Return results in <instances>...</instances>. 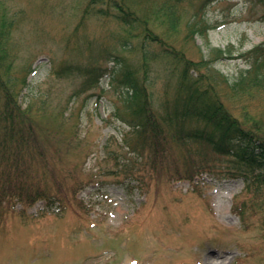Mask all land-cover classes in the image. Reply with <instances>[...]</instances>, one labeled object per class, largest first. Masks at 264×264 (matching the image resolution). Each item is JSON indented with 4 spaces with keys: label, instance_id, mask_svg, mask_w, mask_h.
Instances as JSON below:
<instances>
[{
    "label": "rangeland",
    "instance_id": "rangeland-1",
    "mask_svg": "<svg viewBox=\"0 0 264 264\" xmlns=\"http://www.w3.org/2000/svg\"><path fill=\"white\" fill-rule=\"evenodd\" d=\"M262 42L264 0H0V71L10 68L20 116L43 144L37 163L65 187L93 184L63 211L0 201V264H264V185L229 173L228 158L179 137L168 116L188 99L177 82L190 68L264 135V85H232L247 69L241 54ZM115 56L164 121L157 151L108 77L76 93ZM13 129L0 121V166Z\"/></svg>",
    "mask_w": 264,
    "mask_h": 264
},
{
    "label": "trees",
    "instance_id": "trees-1",
    "mask_svg": "<svg viewBox=\"0 0 264 264\" xmlns=\"http://www.w3.org/2000/svg\"><path fill=\"white\" fill-rule=\"evenodd\" d=\"M172 1L178 3L181 0ZM123 21L133 25V20ZM141 27L147 31L145 25ZM143 54L146 58H151L149 48L146 46ZM220 54L225 55V52L220 51ZM241 55L246 59L247 69L240 72L232 85L237 87L241 84L264 85V42ZM109 60L112 61L113 66L95 69L92 67L86 70V79L84 84L82 83L81 92H76L77 95L100 86L101 79L108 77L112 84L120 87L121 98L131 107V115L126 117L128 123L132 127L144 128L148 131V146L151 151H157L159 135L163 132V119L155 114L153 117L152 112L148 111V94H145L138 76L128 64H122L117 56ZM67 69L70 70L69 66H64L56 73H60L58 76L62 77ZM7 73L11 74L9 67L0 71V121L7 120L15 129H13L14 133L9 135L12 138V142L10 140L8 145L11 151L3 166H0L3 167V170H0V201L16 200L25 206L42 201L46 210L63 211L70 198H74L76 189L93 184L81 181L65 187L55 179V170L50 172L45 162L37 163L44 158L43 144L36 138L34 130L24 125L23 116L21 117L20 114L24 115L25 111L18 107L14 94L15 86L6 80ZM201 73L203 72L198 70L191 71L190 68L180 71L177 87L185 90L188 99H184L168 112V116L179 125V137L209 144L215 153L228 158L229 173L236 174L237 177L249 182L260 180V184L264 185V135L245 128L238 118L233 117L225 109L220 99L207 95V90H202L208 82L204 81L206 78L200 77L201 79L196 81ZM194 78L196 79L193 82ZM206 88L208 89L209 86L206 85ZM164 118L167 121L166 113ZM186 124L192 125L186 127ZM26 146L28 147L25 149ZM109 155L112 158L111 153ZM113 156L117 159L116 151ZM39 172L50 179L43 180L38 177ZM257 173H261L260 176L256 177ZM254 175L255 178H252Z\"/></svg>",
    "mask_w": 264,
    "mask_h": 264
}]
</instances>
